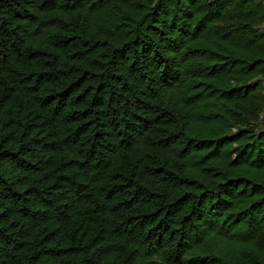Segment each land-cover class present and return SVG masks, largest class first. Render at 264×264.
<instances>
[{"label":"trees","instance_id":"obj_1","mask_svg":"<svg viewBox=\"0 0 264 264\" xmlns=\"http://www.w3.org/2000/svg\"><path fill=\"white\" fill-rule=\"evenodd\" d=\"M264 0H0V264H264Z\"/></svg>","mask_w":264,"mask_h":264},{"label":"rangeland","instance_id":"obj_2","mask_svg":"<svg viewBox=\"0 0 264 264\" xmlns=\"http://www.w3.org/2000/svg\"><path fill=\"white\" fill-rule=\"evenodd\" d=\"M261 125H262V127L264 128V113H263L262 116H261Z\"/></svg>","mask_w":264,"mask_h":264}]
</instances>
